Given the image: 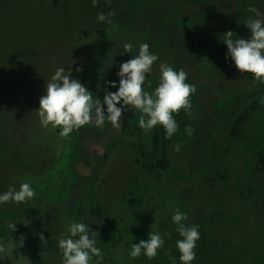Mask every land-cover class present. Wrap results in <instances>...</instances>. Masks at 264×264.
<instances>
[{
    "label": "rangeland",
    "instance_id": "374dc122",
    "mask_svg": "<svg viewBox=\"0 0 264 264\" xmlns=\"http://www.w3.org/2000/svg\"><path fill=\"white\" fill-rule=\"evenodd\" d=\"M124 3L133 5L131 19L142 14L139 23L125 27ZM108 6L116 10L110 24L97 20ZM0 10V91L13 92L0 108V194L25 182L35 192L26 202L0 205V242L16 244L0 254V264H63L58 239L72 221L98 233L103 258L90 264H182L175 246L182 237L171 219L177 208L187 214L185 226H199L191 264H264V103L238 138L227 133L231 114L262 84L235 68L222 42L227 31L249 38L244 23L264 20V0H97L95 6L92 0H11ZM125 43L133 49L121 54ZM141 43L158 57L145 91L157 86L161 63L184 70L196 86L191 116L183 109L174 114L178 130L169 138L167 169L153 175L133 159H141L134 146L150 149L153 132L139 127L137 110L126 108L118 128L89 124L67 138L42 126L37 114L57 68L66 74L71 68L70 78L102 100L117 91L119 65L138 55ZM20 74L32 84L16 107L20 89L6 84ZM97 206L101 219L90 215ZM150 232L164 240L157 256L130 258L131 245Z\"/></svg>",
    "mask_w": 264,
    "mask_h": 264
},
{
    "label": "clouds",
    "instance_id": "9594fccd",
    "mask_svg": "<svg viewBox=\"0 0 264 264\" xmlns=\"http://www.w3.org/2000/svg\"><path fill=\"white\" fill-rule=\"evenodd\" d=\"M93 6L97 0H92ZM248 12L260 16L254 6L248 7ZM114 12L99 13L98 21L111 23ZM249 30L247 39L234 38L232 31L223 34L222 42L227 46L226 58L230 57L235 68L242 74H251L252 78L264 84V20L249 17L244 23ZM133 49L131 43H125L121 54L129 53ZM158 57L149 51L146 43L139 45L138 55L119 65L116 75L119 77V86L115 92H106L103 99L94 97L79 79L70 78L71 68L66 71L63 67L57 68L50 81L45 85L44 94L39 98L37 114L40 124L44 127L51 125L59 129V135L67 138L74 130H79L85 125L94 124L101 127L106 123L114 128L120 126L122 115L126 108L135 109L140 113L139 127L148 132L156 126H162L166 138H171L178 130L174 114L180 110L191 116V95L196 91L194 84L186 82L187 73L184 70L176 71L167 63L159 65V81L154 90L149 93L144 90L146 74L152 71L153 64ZM77 72L82 69L77 68ZM110 88H116V82H106ZM151 87V83H149ZM120 105L117 107V105ZM191 136L193 129L185 128ZM174 151H180V145L173 146ZM35 192L27 182L20 184L19 190L10 187L0 194V205L8 202L22 203L34 198ZM177 226L176 231L182 239L176 241V248L180 253L182 264H191L195 259L196 242L200 238L198 225L185 226L183 221L187 214L175 210L171 217ZM16 223H8V229L16 230ZM98 233L89 228V223L72 221L67 226L66 232L58 239V247L62 253L63 264H90L93 257L102 259L101 251L96 246ZM41 240L46 239L41 236ZM164 245V240L159 232H150L147 241L141 240L132 244L128 255L138 258L142 253L148 259L157 256L158 250ZM16 247L14 242L5 245L0 242V254L11 253ZM168 255V252L165 251Z\"/></svg>",
    "mask_w": 264,
    "mask_h": 264
},
{
    "label": "trees",
    "instance_id": "16d2710c",
    "mask_svg": "<svg viewBox=\"0 0 264 264\" xmlns=\"http://www.w3.org/2000/svg\"><path fill=\"white\" fill-rule=\"evenodd\" d=\"M4 2L0 3V5H7L9 1L11 0H3ZM119 5L123 7V1H118ZM116 4V3H114ZM145 4L152 5L153 3L146 1ZM118 5V3H117ZM125 5V3H124ZM131 5V6H129ZM125 9L127 10L125 13L129 15L127 18V23L125 27H131L133 26L134 23H139L138 20L142 16V14H139L136 18H130L131 13L134 11L132 3H129ZM111 9L109 12H114L115 13V8L113 6H108L106 7V10ZM0 12H2L0 10ZM108 12V13H109ZM3 13V12H2ZM132 16V15H131ZM133 17V16H132ZM159 19L158 17H156ZM156 21H161L160 19ZM113 21V20H111ZM155 21V26L158 24ZM164 23H166L164 21ZM159 26V25H158ZM66 27V25H65ZM164 28V26H159ZM32 68V67H31ZM33 69V68H32ZM24 77V75H23ZM22 77V74L19 75V78H16L12 80L11 82L9 81L6 84L7 89H13V87H17L18 92L17 95L20 96L17 101H13V104L16 105V107L21 106L23 102V97L25 95L24 91V86H31L32 82L31 80L29 81H24ZM5 88V87H4ZM11 93V94H10ZM13 92H5V91H0V108L3 107V102L7 100L8 103H10L11 100H8L7 97L11 98ZM264 103V84H262L261 88L252 90L247 97L244 100V104H240L239 108L236 112H233L231 114V117L229 119V125L227 128V133L229 136L233 138H238L240 135V127L246 123L251 115L253 114H258V112L262 109V105ZM15 107V108H16ZM169 143V138H166L165 136V131L162 126H156L153 128V132L149 138V144H150V149L148 151H144L141 147L138 145L134 146L136 151H139L140 157H133L134 161L137 163L136 165L141 166L149 175L155 172V171H165L167 169L168 165V155H167V146ZM102 208L100 206H97V211L91 210L90 215L94 216L97 219H101V214L103 212ZM104 214V213H103Z\"/></svg>",
    "mask_w": 264,
    "mask_h": 264
}]
</instances>
